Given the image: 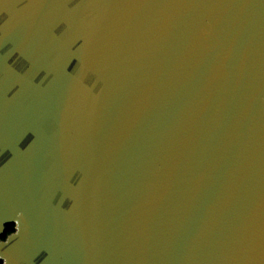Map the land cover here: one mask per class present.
<instances>
[{
    "label": "water",
    "instance_id": "95a60500",
    "mask_svg": "<svg viewBox=\"0 0 264 264\" xmlns=\"http://www.w3.org/2000/svg\"><path fill=\"white\" fill-rule=\"evenodd\" d=\"M0 260L264 264V0H0Z\"/></svg>",
    "mask_w": 264,
    "mask_h": 264
},
{
    "label": "flooded vegetation",
    "instance_id": "af4514ba",
    "mask_svg": "<svg viewBox=\"0 0 264 264\" xmlns=\"http://www.w3.org/2000/svg\"><path fill=\"white\" fill-rule=\"evenodd\" d=\"M63 201V199L61 201H58V206H61V202ZM37 217H40L43 221H45V223L47 224V229L44 231L43 228H40L38 230V234L39 236L42 238H44L45 240H49L51 238V230H55L56 235L58 237H60L61 235L64 234V232L67 229L66 224H64L60 218L57 217H53L46 209L44 208H40L38 210V212L36 213ZM19 221H12L10 223H8L5 226V231L4 233L1 235V240L3 241H8V239L19 233ZM3 264V262H2Z\"/></svg>",
    "mask_w": 264,
    "mask_h": 264
},
{
    "label": "trees",
    "instance_id": "16d2710c",
    "mask_svg": "<svg viewBox=\"0 0 264 264\" xmlns=\"http://www.w3.org/2000/svg\"><path fill=\"white\" fill-rule=\"evenodd\" d=\"M0 264H2V261L0 260Z\"/></svg>",
    "mask_w": 264,
    "mask_h": 264
}]
</instances>
